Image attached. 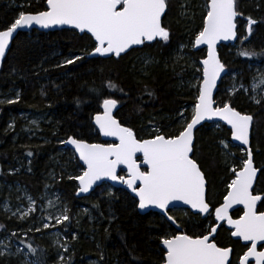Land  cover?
Returning a JSON list of instances; mask_svg holds the SVG:
<instances>
[{"label":"trees","instance_id":"obj_1","mask_svg":"<svg viewBox=\"0 0 264 264\" xmlns=\"http://www.w3.org/2000/svg\"><path fill=\"white\" fill-rule=\"evenodd\" d=\"M207 1L168 0L162 19L163 26L170 32L168 42L144 44L118 59L90 57L92 40L68 29L49 33L19 32L11 42L0 69V93L11 94L14 100L17 95L19 98L17 103H0V202L11 200L13 191L7 185L14 183L24 186L36 197L47 186L46 175L53 169L56 174L53 185L61 192L71 217L66 222L67 231L64 225H58L68 246L64 253L67 260L60 263L54 261L52 248L45 239L30 233L15 237L23 247L31 244L37 249L35 256L29 255L40 264H163L160 240L178 232L159 214L140 215L135 199L124 190L102 185L88 197L76 198L75 177L81 175L83 168L74 156L73 162H66L58 151L61 148L69 151L63 147L69 137L100 143L91 121L101 112L105 98L117 100L114 117L120 125L133 130L138 140L157 134L148 133L149 128L158 129L167 136L178 134L185 121H190L198 96V87L192 84L193 78L200 75L199 62L205 57V51H193L191 45L203 26ZM242 1L237 0L242 13L239 19L250 17L256 23L248 41L239 39L237 27L238 48L260 55L251 58L239 55L230 63L224 46L219 56L227 72L241 70L245 74L249 64H264V0H253L245 5ZM44 10L45 0H0V30L21 11L32 14ZM142 55L148 60H142ZM75 56L83 59L75 64L64 63ZM109 82L115 88H110ZM218 100L221 102L224 98L220 96ZM228 102L242 114L254 117L250 149L258 176L252 193L262 196L259 208L263 210L264 100L254 106L245 105L243 96L238 93ZM21 114L42 118L39 124L29 127L34 137H27L20 130ZM9 123L15 124L14 129L10 130ZM224 141L230 142V133L221 125L213 129L206 124L195 133L192 157L206 177V196L212 212L222 203L227 184L234 178L230 166L238 168L237 159L242 157L237 147H225ZM226 149L234 151L236 158L232 162L226 156ZM29 152L31 156L27 155ZM51 156L57 157L66 171L53 167ZM169 214L180 224V233L192 236L205 233L208 225L214 222L213 216L202 219L186 210H174ZM240 215L237 210L231 216L238 218ZM0 225H3L0 230L5 229L7 233L25 227V224L6 220L1 211ZM215 242L220 247L231 248V264L238 263L245 247L233 241L223 226L218 228ZM0 264L20 262L4 256L0 257Z\"/></svg>","mask_w":264,"mask_h":264},{"label":"snow or ice","instance_id":"obj_2","mask_svg":"<svg viewBox=\"0 0 264 264\" xmlns=\"http://www.w3.org/2000/svg\"><path fill=\"white\" fill-rule=\"evenodd\" d=\"M46 4L47 9L38 14L21 11L8 26L0 30V58L5 57L14 33L32 25L44 29L68 26L79 30L80 33L90 34L94 44L89 55L109 58L111 56L120 58L134 45H143L145 42L156 41L157 38L164 42L170 39V32L163 26L162 20L166 15L168 0H46ZM241 15L237 0H209L207 3L203 26L194 41L196 48L201 45L207 46V55L199 62L203 66L202 81L198 85V96L191 119L185 121L178 134L167 136L154 129L157 133L155 136L138 140L133 130L122 127L113 119L111 113L117 106V100L105 98L102 102L103 115L95 117V124L101 135L114 137L119 143L107 145L86 143L74 137H69L64 142L75 149L79 160L86 166L82 175L75 177L79 181L76 193L78 196L81 193H88L97 181L108 179L124 184L134 192L138 197L139 209L144 210L149 207L160 209L177 229L180 228V224L169 214L176 204L187 206L197 216L204 214L205 219L213 216L206 196V177L191 155L195 147L193 130L202 121L215 117L229 126L233 141L249 146L253 115L242 114L232 107L230 102H225L222 106H214L213 97L217 79L225 70V65L217 56V42L237 38L236 18ZM247 22L248 33L251 35V25L256 21L249 17ZM238 55L251 58L260 54L244 49L239 51ZM82 59L81 56H75L67 58L64 63L75 64ZM261 83L264 84V81ZM108 86L115 88L111 82ZM233 89L236 90L235 85ZM18 98L17 95L15 100L8 99L0 103H17ZM251 99L254 103L260 104L264 97L257 99L253 96ZM137 153L143 156L145 170H141L137 163ZM27 155L31 156L32 153L29 152ZM246 155L247 159L243 161L241 168H231L234 178L227 184L223 204L215 207L214 222L208 225L205 233L197 236L186 233L166 235L160 240L163 248L166 249L163 264H231L232 249L220 247L215 242V234L220 227L219 222L227 223L232 237L251 242V247L245 245L247 251L239 258V264H248L250 257L255 260V264H264V251H257V242L264 241V212H257V202L261 201L262 197L254 195L251 191L257 178V169L253 167V153L250 149ZM120 166L127 169L128 178L117 174ZM233 205L243 206V214L238 219H233L229 214V209ZM33 211L30 203L27 211L20 218L27 217ZM68 212L69 209L65 207L52 219L44 217L47 222L43 223L42 229L48 230L64 225L67 231L66 222L71 219ZM42 229L36 227L35 231L40 232ZM12 235L18 234L12 233ZM55 235L59 237V231ZM73 239L76 237L73 236ZM58 242V240L54 241V244ZM24 247L27 253H23L20 249H17L15 254L0 251V257L28 254L35 256L36 248L31 244H25ZM4 248L7 249L8 245L5 244ZM64 251H68L67 241L64 243ZM60 260L64 261V257L61 256ZM21 264H40V262L25 259Z\"/></svg>","mask_w":264,"mask_h":264},{"label":"rangeland","instance_id":"obj_3","mask_svg":"<svg viewBox=\"0 0 264 264\" xmlns=\"http://www.w3.org/2000/svg\"><path fill=\"white\" fill-rule=\"evenodd\" d=\"M253 0H243L242 3L249 4ZM204 10H205V15L207 11V2L204 5ZM238 31H239V39L248 41L249 37L252 35H249L248 33V22L247 18L245 19H239L236 21ZM254 24L251 25V28H253ZM247 37V39H244ZM190 47V46H188ZM193 47V43L191 45V48ZM224 46H220L218 48V53ZM227 47V54H228V60L230 63L233 61H236L238 59V42L236 40L235 43L225 46ZM142 60L147 61L148 57L146 55L141 56ZM222 61V60H221ZM200 67V66H199ZM200 75L195 76L193 79V86L192 87H198L199 83L201 82V68H199ZM264 76V64H249L247 66V73H243L241 70H234L227 72L226 76L221 80L220 84V92L219 95L216 97V105L217 106H222L223 103L228 102L229 99L235 97L236 94L240 93L243 96V100L245 102V105L249 106H254L257 105L256 103L253 102L251 97H256L257 99H261L264 97V84H261L260 80ZM246 80V82H245ZM233 85H235V91L233 89ZM222 96L224 98L223 101H219L218 98ZM14 96L11 94H1L0 93V101H6L8 99H13ZM194 109V107H193ZM193 113V110H192ZM180 116V114H179ZM22 118V126L20 127V130L24 135L27 137H34L33 134L30 132V126L31 125H37L41 121V117L39 116H31L30 114H21ZM35 121V123H33ZM183 121V119L181 120ZM11 125V127H9ZM8 127L10 130L14 129L15 124L14 123H9ZM220 124H211L213 129H217ZM148 131V129H146ZM156 132L154 131L153 128H149L148 133H153ZM225 144L229 145L230 148L233 147V145L230 142H225ZM64 147V144H63ZM65 148V147H64ZM66 149V148H65ZM240 150V153L242 157H239L237 159V162H239V168L242 167L243 161L246 159V153L244 150L238 148ZM61 151L59 152L60 156L65 157L66 162H73V153L71 151H65L62 148L60 149ZM226 156L231 159V162L236 158L234 151L231 149H226L225 151ZM49 160L51 161L53 167H58L61 168L63 171H66L64 165L58 160V158L51 156L49 157ZM231 168H236L235 166L231 165ZM18 170V168L16 169ZM83 172V171H82ZM9 173H16L13 171H9ZM67 173V172H66ZM82 174V173H81ZM69 176V175H68ZM56 174L53 169L50 170V172L46 175V180L45 183H47V186H44L42 188V191L39 192L36 197H34L30 192L28 191L27 188L24 186L14 183L11 184V186L8 184L7 188L9 190L13 191L12 198L11 200H1L0 202V211L1 214L4 216L6 220H13L16 223L25 224V227H18L15 230H10V232H5V229L2 231L0 230V251H6L15 254L17 252V249H20L23 253H27V250L20 245V243L15 239L17 235H12V233H17L20 234L22 237L25 236V234L30 233L34 234L38 238H43L48 243L50 244L53 252V257L54 261L57 263L62 262L60 260V257L63 256L64 260H67L65 258V251H64V243H65V238L62 236V234L59 232V237L55 235V233L58 230V226L55 228H50L48 230H43L42 225L45 221L43 218L44 217H49L52 219V217L59 215L60 211L63 210L65 207H67L63 201V197L61 195V192L57 190L53 182L55 181ZM1 183V181H0ZM109 189H111L108 186ZM29 197H31V201H29ZM51 202V203H50ZM31 203V207L34 209L32 213H30L27 217H24L21 219L20 217L23 215L25 211H27L29 204ZM55 205V206H53ZM7 207V210H6ZM264 210V208H263ZM183 211V210H180ZM241 212V210H240ZM15 213V215H13ZM205 219V218H203ZM54 223V220H53ZM36 227H41L42 231L36 232L35 228ZM31 229V230H29ZM2 231V232H1ZM59 241L58 243L54 244V241ZM8 245V248L5 249L4 245ZM7 257H13L19 260L20 264L22 261L27 259L28 261L35 260L34 258L30 257L28 254L27 256L24 255H6ZM55 262V263H56Z\"/></svg>","mask_w":264,"mask_h":264},{"label":"water","instance_id":"obj_4","mask_svg":"<svg viewBox=\"0 0 264 264\" xmlns=\"http://www.w3.org/2000/svg\"><path fill=\"white\" fill-rule=\"evenodd\" d=\"M208 2H209V0L207 1V3H208ZM46 9H47V4H46V0H45V10H46ZM32 14H38V13H32ZM239 18H240V16H238V17L236 18V20L239 19ZM162 19H163V17H162ZM67 29H68V30H73V31H75L79 36L85 34L86 36H88V37L90 38V34L80 33L79 30L72 29V28H70V27H68V26H55V27H51V28H48V29H44V28L39 27L38 25H32L31 27H26V28H23V29H19V30L17 31V33H19V32H21V33H29V32H31V31H33V30H36V31L41 32V33H49V32H55V31H60V30H67ZM17 33H14V37H13V39L15 38V36L17 35ZM13 39L10 41V45H11V42L13 41ZM90 39H91V38H90ZM91 40H92V39H91ZM236 40H237V38H236V39H233V40H228V41H223V40H221V41H218V42H217L216 50H217V56H218L219 59H220V56H219V53H218V48H219L220 46H229V45L235 43ZM156 41H161V40H159V38H157ZM156 41L145 42V44H146V45H150V44H152V43H154V42H156ZM194 41H195V39H194ZM92 42H93V44H94V41H93V40H92ZM10 45H9V47H10ZM143 45H144V44H143ZM143 45H134L132 49H139V48H141ZM132 49H129L128 52H129L130 50H132ZM8 50H9V49H8ZM8 50H6V54H7ZM199 50H204V51H205V57H206V55H207V46H206V45H201L199 48H196V47H194V42H193V51H199ZM128 52H127V53H128ZM6 54H5V56H6ZM123 55H125V54H122L121 56H123ZM90 57H95V58H96V57H99V58H102V59H108V58H109V57H101V56H99V55H90ZM205 57H204V58H205ZM4 58H5V57H4ZM4 58H0V69H1V67H2V63H3ZM110 58L118 59V57H115V56H111ZM220 61H221V59H220ZM221 62H222V61H221ZM199 66H200V68H201V81H202V67H203V66H202L200 63H199ZM226 74H227V70H226V68H225L224 72H222V73L220 74V77L217 79L216 87L213 89V97H214V100H215V96H216V93H217V88H218V86H219L221 80L226 76ZM214 106H216V103L214 104ZM100 108H101V112L98 113V114H96V115H94V116L92 117V121H91V125H92L94 131L98 134V136H99V138H100V144L107 145V144L119 143V141L116 140L114 137H105V136H103V135H101V134L99 133V129H98V127H97L96 124H95V117H96L97 115H103L104 109H103V107H102V104H101V107H100ZM117 109H118V103H117V106H116L114 109H112V113H111L113 119H115V120H117V119L114 117V113L116 112ZM193 110H194V109H193ZM117 122H118V121H117ZM118 123H119V122H118ZM206 124H208V125H211V124H220V125H222L223 127H225V128L229 131V133H230V142L232 143L233 146H235V147H237V148H240V149L244 150L245 153H247V151L250 149V145H251L250 143H249V146L246 147V146H244V145H241L238 141H233V140L231 139V130H230L229 126L226 125L223 121H221V120H219L218 118H215V117H214L213 119H211V120H205V121H202L201 124L197 125V127L193 130V131H194L193 142H194V140H195V133H196V131H197L199 128H201L202 126L206 125ZM121 126H122V125H121ZM122 127H124V126H122ZM251 130H252V126H251V128H250V137H251ZM84 142H85V141H84ZM86 143H88V142H86ZM64 147L73 153L74 157L77 159L79 165L83 168V171H84V170L86 169V166H84V165H83V162L79 160V156H78V154L75 153V149H74L71 145H69V144H67V143L64 144ZM250 150H251V149H250ZM191 155H192V154H191ZM246 159H247V155H246ZM137 163L140 165L141 170H145V169H146V165L143 164V156H142L141 153H137ZM253 167H254V163H253ZM82 173H83V172H82ZM117 174H118L119 176H123V177H125V178H128L127 169L124 168L123 166L118 167V169H117ZM81 175H82V174H81ZM257 176H258V170H257ZM256 180H257V178L254 180L253 187H254V185H255V183H256ZM76 185H77V190H78V187H79V181H78V180H76ZM102 185H107V186H109L112 190H124V191L128 192V193L132 196V198L135 199V201H136V203H137V205H138V202H139V201H138V197H136L135 194H134V192H132L130 189H128L126 185L121 184V183H119V182H117V181H112V180H108V179H102V180H100V181H97V183L93 185L92 189H90L88 193H81V194H79V196H78V195L76 194V193H77V190H76L75 196H76V198H85V197H88L91 193H93L97 188L101 187ZM253 187H252V189H253ZM252 189H251V191H252ZM261 197H262V196H261ZM259 203H260V201L257 202V208H258ZM222 204H223V200H222V203H221L220 205H222ZM220 205H219V206H220ZM170 207H172V206H170ZM176 209L186 210V211H188L190 214L195 215V214H193V210H192V209H190V208H188L187 206H184V205L176 204V206H175L174 208H172V210H176ZM239 209L242 210V214H243V206H242V205H233V207H232L231 209H229V214H230V216L232 215V213H234L235 211H237V210H239ZM137 211H138V213H139L140 215H145V214H149V213H156V214H159V215H160L165 221H167V222H168V223H169V224L175 229L176 232H178V233H176V234H180V228L177 229L176 225L172 224L171 221H168V220H167V217L163 215V213L161 212L160 209H156V208H153V207H149V208H147V209L141 210V209H139L138 206H137ZM263 212H264V211H263ZM258 213H259V212H258ZM242 214H241V215H242ZM199 216H200V218H202V219L204 218V214H201V215H199ZM231 217H232V216H231ZM213 218H214V212H213ZM232 218H233V217H232ZM233 219H238V218H233ZM219 224H220V227L223 226V228H224L225 230H227V231L229 232V234H230V231H231V230L228 228V225H227L226 222H219ZM218 228H219V227H218ZM217 231H218V230H217ZM215 236H216V234H215ZM230 238H231L233 241H237V242H239L242 246L247 245L248 247H251V242H246V241L240 240L239 238L232 237L231 235H230ZM260 246L263 247L260 251H264V241H258V242H257V249H258ZM160 247H161L162 251L164 252V256H165L166 249L163 248V245H162V244H160ZM230 249H231V248H230ZM246 251H247V250H246ZM246 251H245V252H246ZM257 251H258V250H257ZM231 255H232V252H231V254H230V260H231ZM238 264H239V261H238ZM248 264H255V260H254L253 258L250 257V258H249V261H248Z\"/></svg>","mask_w":264,"mask_h":264},{"label":"flooded vegetation","instance_id":"obj_5","mask_svg":"<svg viewBox=\"0 0 264 264\" xmlns=\"http://www.w3.org/2000/svg\"><path fill=\"white\" fill-rule=\"evenodd\" d=\"M261 202V201H260ZM259 206H260V203H259V205H258V208H257V212H263L264 210H261L260 208H259ZM243 247H245V246H243ZM263 247L262 246H260L257 250L258 251H260L261 249H262ZM247 250V247H245V250H244V252L242 253V255L245 253V251ZM241 255V256H242ZM240 256V257H241ZM231 258H232V255H231ZM239 261V260H238ZM238 264V263H237Z\"/></svg>","mask_w":264,"mask_h":264},{"label":"bare ground","instance_id":"obj_6","mask_svg":"<svg viewBox=\"0 0 264 264\" xmlns=\"http://www.w3.org/2000/svg\"><path fill=\"white\" fill-rule=\"evenodd\" d=\"M194 42V41H193ZM65 144V143H64Z\"/></svg>","mask_w":264,"mask_h":264}]
</instances>
